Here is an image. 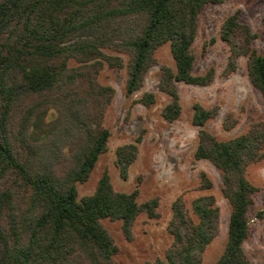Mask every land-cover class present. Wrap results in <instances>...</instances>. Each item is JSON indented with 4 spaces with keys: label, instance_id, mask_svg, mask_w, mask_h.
<instances>
[{
    "label": "trees",
    "instance_id": "16d2710c",
    "mask_svg": "<svg viewBox=\"0 0 264 264\" xmlns=\"http://www.w3.org/2000/svg\"><path fill=\"white\" fill-rule=\"evenodd\" d=\"M220 2L0 0V264H114L120 248L102 219L121 220L132 240L142 212L159 216V197L140 202L138 187L118 190L107 170L95 191L79 198L78 183L90 178L111 137L105 116L116 90L99 76L105 65L127 67L131 96L158 64V48L170 43L175 68L162 66L158 87L170 96L163 117L176 121L183 110L178 83L204 86L215 78L214 68L193 72V44L202 11ZM259 35L241 20L240 10L221 27L230 52L224 74L234 73L246 56L251 83L264 101V53L254 46ZM140 102L151 106L155 93L146 92ZM193 108V123L200 127L195 156L222 171V191L232 207L228 241L215 264H251L244 242L259 188L247 168L264 159V119L223 140L204 128L218 106L195 102ZM237 122L229 116L224 128ZM142 138L117 147L115 162L124 179ZM201 186H213L206 173ZM219 219L213 195L195 198L192 211L178 197L168 225L172 244L163 258L145 264H203Z\"/></svg>",
    "mask_w": 264,
    "mask_h": 264
},
{
    "label": "rangeland",
    "instance_id": "374dc122",
    "mask_svg": "<svg viewBox=\"0 0 264 264\" xmlns=\"http://www.w3.org/2000/svg\"><path fill=\"white\" fill-rule=\"evenodd\" d=\"M236 10L241 11V20L260 34L254 46L264 53V0H222L209 4L199 17L193 44L196 57L193 72L204 74L214 68L215 78L211 84L204 86L178 83L183 110L174 122L162 115L170 96L158 87L162 66L175 68L170 43L158 48V64L150 68L143 87L131 96L127 95V67L105 65L100 73V81L116 90L105 116V125L111 130V137L108 150L100 156L90 178L78 183L79 198L92 194L107 170L118 190L131 192L138 187L140 202L156 196L160 200L158 217L151 218L146 212L138 216L132 240L126 238L121 220L102 219L120 248L114 256V264H145L165 256L173 241L168 228L172 204L180 196L191 211L195 198L202 195L215 197L220 207L219 231L202 255L203 264H215L225 250L232 207L222 191V171L210 160L195 156L200 127L193 123V105L200 102L206 108L218 106V114L204 128L223 140L245 133L253 122L264 119L263 97L251 83L248 58L241 56L237 70L229 76L224 74L230 52L221 38V27ZM146 92L156 95V102L151 106L140 102ZM229 116L238 122L233 128L225 129L224 121ZM140 134L143 138L138 157L130 166L129 177L124 179L115 162L117 147L133 142ZM203 173L211 179V188H202ZM247 177L259 190L250 209V234L244 248L251 264H264V159L248 166Z\"/></svg>",
    "mask_w": 264,
    "mask_h": 264
}]
</instances>
